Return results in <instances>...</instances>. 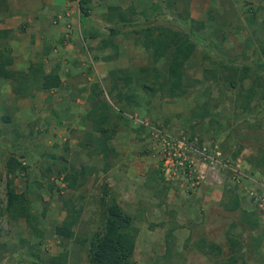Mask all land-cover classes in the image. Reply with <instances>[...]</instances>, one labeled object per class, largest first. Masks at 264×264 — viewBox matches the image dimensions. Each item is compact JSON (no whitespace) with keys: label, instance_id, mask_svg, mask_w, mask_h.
I'll use <instances>...</instances> for the list:
<instances>
[{"label":"rangeland","instance_id":"rangeland-1","mask_svg":"<svg viewBox=\"0 0 264 264\" xmlns=\"http://www.w3.org/2000/svg\"><path fill=\"white\" fill-rule=\"evenodd\" d=\"M132 1L128 7L133 6L134 15H124L125 22L117 10H108L94 25L85 0H75L80 6L76 15L87 30L79 25L80 44L66 46L75 29L70 20L63 23L67 32L57 41L58 55H67L61 56L68 58L65 73L74 69L58 88L41 89L32 77L31 87L21 94L12 89L15 81L0 77V264H47L62 252L68 264H88V244L66 239L55 228L73 214L77 237L101 232L103 210L111 199L133 217L136 264H222L229 253L228 234L258 253L237 264H264V166L249 161L259 156L258 146L264 148V0ZM129 19L141 27L185 30L196 47L183 68L184 96H150L133 74L132 92L140 106L122 105L125 120L112 119L124 126L110 141L117 156L105 158L93 144L83 146L91 132L86 115L92 106L82 104L79 88L86 86L89 94L98 82L111 102L106 93L111 71L119 75V88L126 89V73L150 66L141 35L133 32L134 24L125 26ZM110 27L121 32L111 35ZM0 45L10 50L16 71L40 63L44 72L61 69L55 56L47 60L25 52L26 46ZM170 53L156 63L164 73ZM243 65L255 69L245 77ZM81 67L85 71L80 74L76 70ZM216 72L219 81H202ZM258 75L259 84L248 95L247 87ZM210 107L214 120L193 116L192 109L201 113ZM11 153L26 166L14 181L35 216L32 224L11 218L7 210L5 161ZM63 165L68 170L85 167L76 188L57 175ZM232 196L239 201L234 211L225 208ZM202 239L220 245L222 254L202 252Z\"/></svg>","mask_w":264,"mask_h":264},{"label":"trees","instance_id":"trees-1","mask_svg":"<svg viewBox=\"0 0 264 264\" xmlns=\"http://www.w3.org/2000/svg\"><path fill=\"white\" fill-rule=\"evenodd\" d=\"M81 9L85 12V7L83 5H81ZM109 10H117L121 21H124V15L126 14L134 15L133 6L125 10L117 7H113ZM127 22L125 26L134 24L133 32L141 35L142 39L140 44L149 51L152 63L147 69L138 73H126L124 78L126 81V89L119 88L117 82V77L119 75H117L115 71H111L110 77L112 81L106 92L111 102L105 96L104 87L98 82L92 83L90 87L88 101L93 102V105L88 110L86 117L91 123V132H88V140L83 143V146L86 147L93 144L94 151L101 153L105 158L110 156L114 157L118 154L115 148L110 145V141L115 135L117 128L121 125L120 122L125 120V108L122 105H125L126 108H137L140 106L136 93L132 92L131 82L133 74H138V86L146 89L150 96L155 95L157 92L168 98L184 96L188 91V87L184 84L183 68L189 62L196 47L194 38L185 30L172 29L159 24H147L145 27H141V23L134 22L132 19H129ZM109 31L111 35H115L121 32V28L110 27ZM5 34H7V31L0 30V38ZM261 49L264 54V46ZM168 52L171 53L167 71L164 73L156 66V63ZM13 63L14 57L11 55L10 50L0 48V77L12 82L15 81L16 84H13L14 87H12V89L16 93L22 94L27 92L29 90L28 88L31 87L29 79L32 77L39 83L38 87L44 90L58 88L62 84V79L55 68L45 73L40 63L30 65L27 72L16 71L12 68ZM242 69L244 70L245 77H247L248 71L255 68L249 65H243ZM216 74L217 72L209 76H204L202 81L206 82L210 80V82H217L221 77ZM259 78V75L255 76L253 84L247 87L248 95L255 92V85H257V83L259 84ZM230 85L234 86L235 82L231 80ZM203 95L205 94L203 93ZM251 97L252 96L247 97L245 103L246 109L248 108ZM210 108H206L201 113H196L194 109H192L193 116L195 118L200 117L201 119L209 116L211 120H214L213 115L215 112ZM114 117L119 119L120 122H111ZM216 121L220 122L217 119ZM121 126L124 125L122 124ZM12 147L18 148L15 145H12ZM256 151L259 156H255L249 161H251L252 164L260 163L264 166V148L258 146ZM19 156L24 157L23 154ZM5 166L7 210L10 213V217L13 219L24 218L27 223L32 224L35 221V216L30 210L25 194L16 190L14 181L19 169L26 170V166L22 164L21 159L14 153L7 156ZM83 168L81 167L80 170L74 168L68 170L67 166L63 165L58 169L57 175L63 174L61 179L67 183L68 187L74 189L81 183L79 181L80 178L82 179L84 177ZM49 171L50 168L48 166L43 175H48ZM238 206L239 201L233 196L230 198L229 204H225V208L230 211H234ZM103 211V228L101 232L96 231L90 236L77 237L73 230V225L76 223L77 218L72 214L71 217L66 218L61 225L56 226L55 233L66 239H73L76 242L88 244V264H136L133 258L136 231L133 226L132 215L123 210L113 199L105 204ZM170 232L171 231L167 233V238L171 236ZM202 242H204L206 249L205 246L202 245L200 250L205 254H222L223 249L220 245L213 241L207 243L203 239ZM228 242L229 253L224 259V264H237L239 260L246 263V258L244 257L247 255L250 256V259H254L253 253H257V250L254 249L253 245L251 247L249 246V249H247V244L243 245L244 243L240 241V238L233 234H228ZM47 264H68L66 253L62 252L57 256L50 257Z\"/></svg>","mask_w":264,"mask_h":264},{"label":"crops","instance_id":"crops-1","mask_svg":"<svg viewBox=\"0 0 264 264\" xmlns=\"http://www.w3.org/2000/svg\"><path fill=\"white\" fill-rule=\"evenodd\" d=\"M84 5L89 11L90 23L93 22L95 25L96 21L94 22V20L96 18L100 20L113 6L119 5L122 10H125L128 6L133 5V1L85 0ZM79 8L80 6L77 7L75 5V0H0V30L7 31V34L3 36L4 38H0V42H6L14 48L26 46L25 52L33 51L35 55L43 56L45 57L44 59L48 58L47 60L49 58L53 59L55 56L56 62L61 63V69L57 71L61 78H65L73 73L72 70L74 68L71 69V74L65 73L67 68L66 65H63V62L67 61L68 58L64 61L61 60L63 59L61 56L67 55L62 53L58 55L57 47L59 42L57 41L61 39L64 32H67L63 23L70 20L71 26L75 30L71 33V39L66 43V46H77L80 44L76 29L80 25L81 29L85 27L87 30V25H82V18L80 21L79 16L76 15ZM99 23L102 24L103 22L99 21ZM42 45L44 46L43 49H41ZM33 47L37 49L35 50ZM48 47H54L55 49L52 50V48ZM50 70L52 69H46L45 73ZM83 71H85V67L76 70L80 74ZM79 91L83 98L82 104L87 107L92 106L93 102L87 100L86 86L80 87Z\"/></svg>","mask_w":264,"mask_h":264}]
</instances>
